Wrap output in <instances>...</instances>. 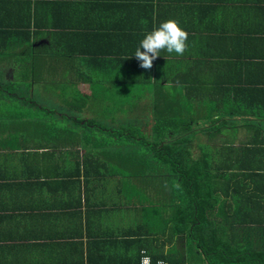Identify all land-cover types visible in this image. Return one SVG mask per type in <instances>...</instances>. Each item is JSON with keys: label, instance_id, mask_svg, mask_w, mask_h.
I'll return each instance as SVG.
<instances>
[{"label": "crops", "instance_id": "crops-1", "mask_svg": "<svg viewBox=\"0 0 264 264\" xmlns=\"http://www.w3.org/2000/svg\"><path fill=\"white\" fill-rule=\"evenodd\" d=\"M170 19L187 51L142 69L136 48ZM57 77L65 103L88 96L87 116L58 114L60 128L153 121L148 90L162 89L161 103L186 98L203 119L194 158L197 142L216 156L223 244L251 253L234 264H264V0H0V97L40 108ZM19 89L33 96L21 101ZM48 118L0 142V264H136L140 249L168 264L213 263L174 234L169 179L132 169L128 148L84 145L77 128L75 142L54 141Z\"/></svg>", "mask_w": 264, "mask_h": 264}, {"label": "trees", "instance_id": "trees-1", "mask_svg": "<svg viewBox=\"0 0 264 264\" xmlns=\"http://www.w3.org/2000/svg\"><path fill=\"white\" fill-rule=\"evenodd\" d=\"M22 76L27 77L26 74ZM161 91L162 89L147 91L154 97L153 104L145 107L147 112L153 113V121L130 122L117 128L108 126L103 121L98 122L91 119L86 121L79 118H72L74 120L72 125L60 128L61 122L54 120L55 116L82 113L87 108L88 96L81 94H78L73 100L66 101L65 106L69 112L49 110L43 106L40 108L53 117L54 130L51 132V139L54 141H60L62 137L69 143L75 142L73 134L77 128L81 133L84 145H102L116 148V151L118 148H128L127 158H130L131 166H134L132 169H135V166L136 169L141 167L143 175L169 179L178 194L180 207L174 216V234L187 235L195 243L197 252L208 260H213L212 264H234V261L250 256L251 253L248 251H238L237 253L233 249L225 248L223 244L224 234H221L219 226H217L216 219L219 216L215 215L216 207L219 205L218 183L214 181L216 179V170L214 169L216 156L212 151L205 150V147L198 142L196 144L199 146V156L194 158L192 153L196 134L203 130V119L198 111L189 107L186 98L175 103L176 105L167 101L161 103L163 96ZM38 107L37 109H40ZM107 108L104 107L105 112L108 110ZM135 108L132 107V110ZM171 109H173V114H171ZM19 140L20 138H14L11 139V143L5 142L12 144ZM24 143H28L26 136ZM91 156L94 158L93 153L84 155V162H87ZM213 241L221 242L220 247L219 243L215 244ZM144 251L149 255L146 250L140 249L136 264H141ZM158 259V257L152 258L153 262H157ZM162 259L171 262L166 257H162ZM220 259L225 261L222 262Z\"/></svg>", "mask_w": 264, "mask_h": 264}, {"label": "rangeland", "instance_id": "rangeland-1", "mask_svg": "<svg viewBox=\"0 0 264 264\" xmlns=\"http://www.w3.org/2000/svg\"><path fill=\"white\" fill-rule=\"evenodd\" d=\"M17 79L20 78L17 77ZM60 79L61 77H57L54 80L53 84L51 82L49 85H47V87L49 89L51 87L52 90H46L44 92L50 97H48L49 99H42L38 101V103L42 104L43 106L45 105L44 108L49 110H61V111L69 112L64 104L65 103L64 98L60 96L59 88L61 87L62 84L61 82L62 80ZM13 92L16 91L14 90ZM30 92L31 90L28 89L24 91L23 90L21 91L19 89V93H23L25 97V99H21V101L28 100L29 98H31L33 94L31 95ZM69 92H71V90H69ZM100 108L104 110V107H100ZM48 116L49 115H47L45 110H39L36 107L33 108L29 105H22V103L16 99L13 100L12 98H5L3 96L0 97V142L1 143H4L5 141L10 142L11 139L18 137L21 134V132H24L25 129H28V127L31 126L33 123H35L36 129L42 127L44 124H46V122H49ZM85 116H87V113L81 114V118ZM11 117L14 118L11 119ZM119 124L120 123L117 122H107V125L110 126L111 125L119 126ZM46 125L49 124L47 123Z\"/></svg>", "mask_w": 264, "mask_h": 264}, {"label": "clouds", "instance_id": "clouds-1", "mask_svg": "<svg viewBox=\"0 0 264 264\" xmlns=\"http://www.w3.org/2000/svg\"><path fill=\"white\" fill-rule=\"evenodd\" d=\"M187 41L188 33L180 27L177 21L170 19L146 34L136 48L134 56L139 62V67L150 70L153 67V61L161 56L162 51L183 56L188 48ZM176 186L179 187V185ZM149 261L150 257L145 255L141 264H149ZM157 264H164V262L157 261Z\"/></svg>", "mask_w": 264, "mask_h": 264}, {"label": "built area", "instance_id": "built-area-1", "mask_svg": "<svg viewBox=\"0 0 264 264\" xmlns=\"http://www.w3.org/2000/svg\"><path fill=\"white\" fill-rule=\"evenodd\" d=\"M143 256H148V257H150L149 255H147L146 254V252L144 251L143 253ZM143 256H142V258H143ZM142 258H141V260H142ZM164 262V264H168L167 262H165V261H163ZM149 264H157V262H153V260H152V258L150 257V261H149Z\"/></svg>", "mask_w": 264, "mask_h": 264}]
</instances>
